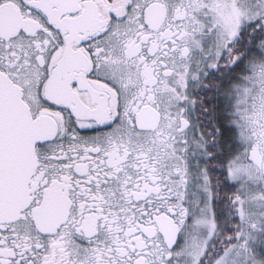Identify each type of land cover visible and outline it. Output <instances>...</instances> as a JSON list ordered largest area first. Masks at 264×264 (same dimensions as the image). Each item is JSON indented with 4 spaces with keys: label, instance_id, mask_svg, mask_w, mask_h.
I'll return each mask as SVG.
<instances>
[{
    "label": "flooded vegetation",
    "instance_id": "1",
    "mask_svg": "<svg viewBox=\"0 0 264 264\" xmlns=\"http://www.w3.org/2000/svg\"><path fill=\"white\" fill-rule=\"evenodd\" d=\"M263 6L0 0V73L44 130L0 264H183L193 247L207 264L211 243L210 264H264Z\"/></svg>",
    "mask_w": 264,
    "mask_h": 264
},
{
    "label": "water",
    "instance_id": "2",
    "mask_svg": "<svg viewBox=\"0 0 264 264\" xmlns=\"http://www.w3.org/2000/svg\"><path fill=\"white\" fill-rule=\"evenodd\" d=\"M42 125L32 118L21 89L0 73V222L20 216L30 200Z\"/></svg>",
    "mask_w": 264,
    "mask_h": 264
},
{
    "label": "rangeland",
    "instance_id": "3",
    "mask_svg": "<svg viewBox=\"0 0 264 264\" xmlns=\"http://www.w3.org/2000/svg\"><path fill=\"white\" fill-rule=\"evenodd\" d=\"M230 9H233V8H230ZM234 10H238V9H234ZM246 10V11H245ZM247 10L248 9H243V11H245V13H247ZM260 10H262V11H264V6H263V8H260ZM254 11H256V10H254ZM239 12V11H238ZM248 13H249V11H248ZM231 15L232 14H228V15H226V17H225V19L224 20H221L222 22H224V23H226L229 27H231V26H233L234 25V21H235V19H233V15H232V17H231ZM241 30V28H239L237 31H236V33H238L239 31ZM236 33L234 34V36L236 35ZM233 36V37H234ZM233 37H231V39L233 38ZM224 39H225V36H221L220 37V46L221 45H223L224 44ZM227 40V39H226ZM208 47V46H207ZM207 51V50H206ZM198 249V247H193V249L191 248L190 250H188L187 251V255H186V257L187 258H184L183 259V264H196V261H197V257H198V255H200V251H198L197 250ZM202 249V248H201ZM217 264H223V261L221 262V263H219V262H217Z\"/></svg>",
    "mask_w": 264,
    "mask_h": 264
},
{
    "label": "trees",
    "instance_id": "4",
    "mask_svg": "<svg viewBox=\"0 0 264 264\" xmlns=\"http://www.w3.org/2000/svg\"><path fill=\"white\" fill-rule=\"evenodd\" d=\"M254 27H255V24L248 25V26L243 30V33H242L241 38H242L243 35H245L246 33H248V32H252V30H253ZM241 38H239L238 40H240ZM221 235H222V227H221V229H219L217 235L215 236L216 239H215L214 241H216L217 239H221V238H220ZM212 244H213V243L209 244L208 253H207V255H206V257H205V260H204V261H208L207 264H210L211 261H212L216 256H218V253H216V254H214L213 256H211V258L208 260V254L211 253V250H212V247H213Z\"/></svg>",
    "mask_w": 264,
    "mask_h": 264
}]
</instances>
